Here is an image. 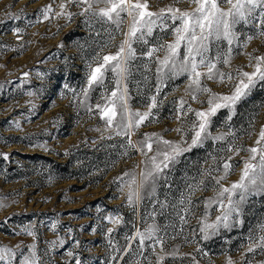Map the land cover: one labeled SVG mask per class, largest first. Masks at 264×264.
<instances>
[{
  "label": "rangeland",
  "instance_id": "rangeland-1",
  "mask_svg": "<svg viewBox=\"0 0 264 264\" xmlns=\"http://www.w3.org/2000/svg\"><path fill=\"white\" fill-rule=\"evenodd\" d=\"M61 2L0 0V246L19 245L27 254L28 246L35 244L41 264H76L77 259L81 264H158L160 256L164 259L159 264H228L229 260L232 264H264V249L248 251L264 235V192L247 196L235 217L240 222L233 220L234 227L221 228L209 239L200 232L205 202L218 191L212 177L224 174L223 163L231 156L228 162L233 167L221 181L230 187L239 181L249 155L227 149L230 145L241 149L256 146L264 128V88L257 87L241 101L227 124L226 109L213 118L210 134L224 135L223 140L209 138L184 153L167 173V183L160 180L154 195L143 191L142 199L130 203L129 194L137 190L141 171L150 166L134 149H127L125 154L126 138L116 136L100 118L97 105L104 107L116 88L112 73L105 77L107 91L96 87L87 99L81 91L90 67L96 66L97 55L102 58L117 50L128 18L125 16L117 30L115 25L90 15H79L84 6L72 4L66 8L73 13L69 19L56 15ZM147 2L152 12L169 5L188 11L194 7L188 0L175 4L174 0ZM46 6L52 8L47 19L42 11ZM221 7L228 5L222 3ZM236 31L238 37L231 51L227 41H219L207 55L221 57L217 63L221 72L235 75V70L241 69L251 73L254 69L248 54L264 56V36L252 25H238ZM248 36L253 38L248 40ZM156 37H162L161 43L173 39L170 31L157 30L149 39L154 43ZM135 47L140 58L129 67L127 102L133 112L143 113L148 110L149 98L156 95L157 73L155 63L140 56L143 47ZM225 54L230 56V66L222 62ZM157 55L162 57L163 52ZM188 83L187 74L165 81L157 96L159 107L135 130L133 141L157 133L170 141H179L183 135L187 143L191 142L189 129L194 114L178 120L177 109L183 99L185 110L188 106L204 110L208 96L202 93L198 100H192L186 91ZM203 83L213 93L226 95L235 81ZM178 127L184 132L177 133ZM201 180L206 187L200 185L189 193L187 186ZM182 194L191 200L184 205L187 213L180 211ZM162 203L166 205L163 209ZM221 211L218 203L213 204L206 221L214 222ZM178 213L187 223H181ZM117 217L120 222L113 223ZM152 224L159 226L157 235L164 243L146 241L152 246L142 248L139 238L132 237ZM27 226L34 228L35 238L22 231ZM70 251L73 256L68 255Z\"/></svg>",
  "mask_w": 264,
  "mask_h": 264
},
{
  "label": "snow or ice",
  "instance_id": "snow-or-ice-1",
  "mask_svg": "<svg viewBox=\"0 0 264 264\" xmlns=\"http://www.w3.org/2000/svg\"><path fill=\"white\" fill-rule=\"evenodd\" d=\"M179 2L180 0H174V4ZM188 3L194 5L191 11L169 5L157 12H152L149 10L147 0H62L59 5L61 11L56 13V15H64L70 19L73 13L66 11L67 6L75 4L80 7L83 5L79 15H90L104 23L115 25L117 30H120L124 23L125 16L128 18L127 30L122 33L123 39L117 46V50L114 54L103 55L102 58L99 54L97 55L96 66L90 67L86 87L82 88L81 91L85 99L88 98L89 92L96 87H103L107 91L105 77L106 74L112 73L116 88L107 97V103L104 107L97 105L100 118L105 120L106 126L113 129L116 136L126 138L125 154H127V149H134L145 157V161L142 162L150 166L146 171H141L142 179L137 190L129 194L130 203L142 199L143 191H148L149 195H154L160 180L163 179L167 183V173L174 168L184 153L202 145L209 138L214 141L223 140L224 135L212 137L210 134L209 129L213 118L221 110L226 109L228 115L225 123L227 124L241 101L247 98L257 87L264 88V56L248 54L250 66L254 70L249 73L236 69L234 75L231 72H221L217 68V63L221 60L220 56L213 58L207 55L210 47L219 41H227L230 46L229 51H231V45L238 37L236 31L238 25H252L259 30V35L264 36V0H188ZM222 3L227 4L228 7L222 8ZM101 5L103 6L101 7ZM42 11L45 19H47L52 8L46 6ZM157 30L161 33L170 31L173 39L170 42L161 43L162 37H156L153 43L149 38L153 37ZM112 38L114 39V37ZM252 38V36L247 37L248 40ZM136 45L143 47L144 51L140 53V56H145L150 62L155 63L157 73L156 95L149 98L151 102L148 105V110L143 113L133 112L130 109L127 102L128 89L125 83L130 75V65L140 58ZM181 48L183 53H181ZM160 52H163L162 57L157 55ZM252 60H255L254 65L251 64ZM222 62L230 66V56L225 54ZM183 74H187L189 83L186 91L192 100H198L199 94L202 93L208 96V106L204 110H194L191 106L185 110L186 101L183 99L177 109L178 120L188 113L194 114L195 119L189 129L192 133L191 142L187 143L183 135L179 141H170L157 133L145 134L142 140L133 141L132 136L135 134V130L153 116V109L159 107L161 102L157 100V96L165 81ZM204 80H218L220 83L227 80L229 82L235 81V83L230 94L224 95L213 93L204 85ZM31 94L29 93V95ZM175 131L183 133L184 129L178 127ZM262 142H264V128L260 131L256 146L241 149L230 145L227 149L236 154L240 151H247L249 155L243 162L239 181L230 187H224L221 181L226 178L233 167L228 162L232 159L231 156L223 163L224 174L212 177L215 180L214 187L218 186V191L214 197L205 202V218L200 221V232L204 234V239H209L212 235L218 234L221 228L230 229L234 227L233 220L235 223L240 222L235 217L239 216L241 204L247 199V196L264 192V143ZM200 185L206 187L205 181L201 180L197 185L190 184L187 189L191 193L194 188H199ZM236 195H239L238 200L234 199ZM225 200L227 201L226 204ZM217 203L222 211L214 222L208 223L206 221L207 210ZM186 204H191V200L182 194L179 201V205L182 206L180 211L185 213L189 211L184 206ZM0 206L3 205L0 204ZM164 207L166 205L162 203L161 209ZM173 207L175 208L176 205ZM178 216L181 223H187L184 215L178 213ZM119 222L118 217L113 218V223L118 224ZM52 227L55 228L56 225L53 224ZM261 230L264 231V225L261 226ZM22 231L34 238L36 236L32 226H27ZM112 231L113 229H109V232ZM159 232V226L152 224L144 232L137 231L136 236L132 239L138 237L142 248L152 246L146 245V241H154L156 245H163V237L157 235ZM63 243V240L59 241L60 245ZM78 244L77 241V246ZM52 246H56L55 242H52ZM254 248L264 249V235L249 246L248 251L251 252ZM68 255L73 256V253L70 251ZM170 255H174V253ZM163 259L164 257L160 256L159 261H163ZM14 260H17L18 264H41L42 258L37 254L35 244L28 246L27 254L21 250L19 245L15 248L0 246V264H13ZM76 264H81V261L77 259ZM228 264H232V261L229 260Z\"/></svg>",
  "mask_w": 264,
  "mask_h": 264
}]
</instances>
